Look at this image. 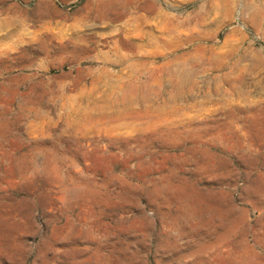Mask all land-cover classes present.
Masks as SVG:
<instances>
[{"label":"rangeland","instance_id":"obj_1","mask_svg":"<svg viewBox=\"0 0 264 264\" xmlns=\"http://www.w3.org/2000/svg\"><path fill=\"white\" fill-rule=\"evenodd\" d=\"M0 264H264V0H0Z\"/></svg>","mask_w":264,"mask_h":264}]
</instances>
